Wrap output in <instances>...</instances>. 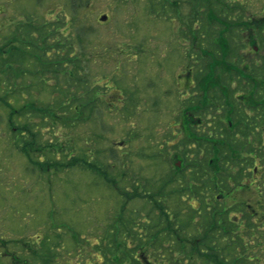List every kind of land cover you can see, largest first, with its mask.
<instances>
[{"label":"trees","instance_id":"1","mask_svg":"<svg viewBox=\"0 0 264 264\" xmlns=\"http://www.w3.org/2000/svg\"><path fill=\"white\" fill-rule=\"evenodd\" d=\"M68 2L75 11L87 1ZM144 2L154 19H182L174 41L184 40L183 64L194 83L182 94L167 140L156 142L151 128H130L128 156L106 143L96 146L95 136L96 142L107 138L112 110L105 97L112 86L102 82L91 27L60 11L54 19L27 15L13 25L7 51L0 50V74L11 70L0 105L10 109L9 123L21 125L13 143L41 174L80 169L121 192L120 211L94 244L103 264H262L257 211L248 201L229 198L244 185V176L264 164V31L255 34L263 52L246 62L244 36L254 26L241 1ZM125 78L111 81L122 89L117 110L129 121L146 94ZM5 82L0 78V86ZM86 123L95 131L87 150L57 132ZM144 135L151 141L148 149L133 150ZM136 156L147 160V169L132 166ZM33 243L25 244L22 255L14 252L21 264L55 262L49 232Z\"/></svg>","mask_w":264,"mask_h":264},{"label":"rangeland","instance_id":"2","mask_svg":"<svg viewBox=\"0 0 264 264\" xmlns=\"http://www.w3.org/2000/svg\"><path fill=\"white\" fill-rule=\"evenodd\" d=\"M84 1L87 2L74 11L68 0H0V50L7 51L13 25L27 15L54 19L61 11L67 14L68 20L74 18L85 23L92 29L90 43L95 47L99 72L105 77L102 82L112 86L105 97L112 110L106 119L110 126L105 141L98 142L92 123L73 131L58 127L61 140L69 139L78 148L87 150L95 136L96 146L105 147L106 143L108 148L111 145L119 148V155L128 156V152H133L130 142L126 141L129 129L145 133L151 128L156 142L163 143L167 140L168 127L176 126L174 113L182 107V94L193 84L191 79L184 81L187 74L181 52L184 40L182 43L174 41L182 19L166 21L148 16L145 0ZM239 1L246 5V19L252 20L254 26L244 36L247 41L244 55L246 62H250L263 52L262 49L258 53L259 40L256 41L255 34L264 31V0ZM103 15L108 16L101 20ZM177 47L179 52H172ZM8 74L11 75L9 69L0 74L3 82ZM119 75L126 76V85L136 84L145 89L146 103L142 101L136 106L139 114L129 121L122 118L123 109L117 110L123 105L122 89L116 87L111 78ZM9 84H1L0 92H7ZM9 111L0 105V264H21V259L13 262L14 252L20 250L18 253L22 255L28 243L37 245L48 232L58 255L53 264H103L94 244L120 211L121 192L115 193L103 183L95 182L90 173L80 169L41 174L43 170L31 165L17 143H13L14 132L21 125L9 123ZM175 140H170L171 144ZM149 144L151 141L144 135L134 141L133 150L148 149ZM132 162L134 168L147 169L148 162L144 158L136 156ZM243 179L244 185L231 194L229 201L250 202L257 211L254 219L259 222V231L264 233V164H259L257 171ZM128 205L134 207L133 202ZM262 241L258 248L264 250V239Z\"/></svg>","mask_w":264,"mask_h":264},{"label":"flooded vegetation","instance_id":"3","mask_svg":"<svg viewBox=\"0 0 264 264\" xmlns=\"http://www.w3.org/2000/svg\"><path fill=\"white\" fill-rule=\"evenodd\" d=\"M248 66V65H247ZM247 66H245V67H247ZM189 76V74L187 73L186 74V76H185V79H184V81H189L191 78L190 77H188ZM246 76V75H245ZM189 79V80H188ZM192 80V79H191ZM192 83H193V80H192ZM193 86H194V83L193 84H191V85H188L187 86V88L185 89V91H188L187 89H191V88H193ZM243 95V94H242ZM245 95H243L242 96V98L244 97ZM255 171H257V168H255L254 169ZM23 244H25V242L23 243ZM17 257H19V255H17V254H15L12 258H13V262H15L16 260H18L19 261V259L17 258ZM21 259V258H20Z\"/></svg>","mask_w":264,"mask_h":264},{"label":"water","instance_id":"4","mask_svg":"<svg viewBox=\"0 0 264 264\" xmlns=\"http://www.w3.org/2000/svg\"><path fill=\"white\" fill-rule=\"evenodd\" d=\"M106 18H107V15H103V18L101 20L106 19Z\"/></svg>","mask_w":264,"mask_h":264}]
</instances>
